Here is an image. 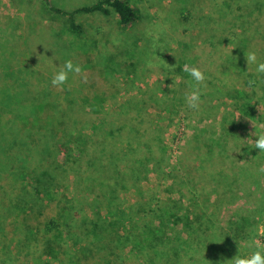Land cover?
<instances>
[{
	"label": "rangeland",
	"instance_id": "1",
	"mask_svg": "<svg viewBox=\"0 0 264 264\" xmlns=\"http://www.w3.org/2000/svg\"><path fill=\"white\" fill-rule=\"evenodd\" d=\"M96 1L0 0V159L7 162L10 153L22 150L12 147L13 133L18 128L39 118L42 123L47 121L46 113L36 114L43 100L76 99L82 106L83 103L96 105L101 100L102 107L109 110L106 111L118 108L119 112L117 116L113 112L104 116L78 109L70 121L71 126L76 134L80 131L89 144L86 150L80 149L82 153L77 151L79 156H72L79 157L77 165H73L72 159L64 160L60 156V139L65 141L66 137L62 138V134L55 131V137L46 148L52 152L51 157H31L29 167L23 168L26 175L18 181H15L20 168L18 162L10 166L11 180L5 172L0 174V201L14 210V214L11 209L4 212L0 219V264L46 261L44 256L39 261L42 248L32 241L34 238L29 240L19 232V228L25 231V226H32L35 231L42 229L59 210L54 201L44 209L42 216L22 213L26 195H29L26 190L33 191L31 172L42 168L39 165L55 169L59 186H63L60 192L73 198L76 209L84 210L86 225L99 243L89 244L87 250L81 248L78 259L64 260L65 264H232L234 256L248 257L253 251L264 249V232L257 229L258 225L264 226V153L253 149L256 131H264V96L252 103L258 109L255 118L232 110L230 102L223 99L218 101L222 110L208 113L206 99L202 97L198 108L186 104L187 120L184 122L179 121L177 114L164 111L165 105L171 103L183 106L187 102L186 95L193 91L191 78L182 77L180 73L175 75L176 66L185 60L192 61L191 65L204 72L205 79L197 89L202 94L217 90L219 76L228 84L237 83V78L233 79L234 69L222 73L224 69L218 67V53L223 56L224 51L228 56L232 49L219 41L223 33L216 32L224 19L217 24L211 20L210 16L216 19L218 16L214 3H207V0H131L140 10L139 19L131 28L122 29L114 16L79 13L77 23L83 27L79 34L70 29L67 16L51 9L72 11ZM188 9L192 10L191 15ZM198 31L200 38H197ZM212 34L214 37L208 38ZM68 59L79 64L82 71L70 72L64 87L51 85L50 79L58 70L57 66ZM242 59L235 53V64ZM245 68L250 72L255 71L256 66L253 68L246 62ZM241 80L240 86L245 84L247 77L241 76ZM257 91L264 95L263 90ZM125 104L128 108H123ZM145 105L148 106L145 112L152 114L155 126L169 130L170 123L175 122L166 137L175 171L160 182V170L151 163L148 179L141 184L146 189L151 188L155 195L135 197L133 193L121 192L124 214L119 216L118 227H111L113 219L97 209L101 202L86 194V182L78 174L83 172L80 174L83 178L97 175L92 164L97 156L108 164L109 156L105 159L103 154H98L106 146V130L112 127V122L124 117L134 119L139 107ZM228 112H232L236 121V129L229 138L231 155L238 156L239 161L235 158V162L224 166L202 165L207 169L201 168L195 160L199 154L191 141L199 129L210 127L211 123L220 127L218 118ZM99 119L105 121V129L96 131L93 124H98ZM67 138L71 139V135ZM182 157L186 159L184 164ZM182 174L185 179H180ZM170 214L179 219L169 218ZM152 227L158 228L161 236L157 242L161 252L158 250L157 254L149 246H134L136 239L143 237L142 231L153 230ZM132 229L129 240L122 237ZM112 233L116 234L112 236ZM106 243L110 247L102 248Z\"/></svg>",
	"mask_w": 264,
	"mask_h": 264
},
{
	"label": "trees",
	"instance_id": "2",
	"mask_svg": "<svg viewBox=\"0 0 264 264\" xmlns=\"http://www.w3.org/2000/svg\"><path fill=\"white\" fill-rule=\"evenodd\" d=\"M208 2L210 4L214 3L213 6H216L218 13L217 19L210 16L211 20H215L217 24L220 19H224L222 24H220L221 27L217 28L220 30L215 31L216 33H223L222 37L218 36L220 43L232 49L228 56L224 55L223 50V56L222 53H218L216 57L220 63L218 67L224 69L222 73H230L234 69L233 79L237 78L238 84L236 83L235 85L234 82L228 84L223 77L219 76L217 79L219 86L214 85L217 90L205 91L207 94L200 93V97L206 99V105L208 106L206 111L208 113L217 112L220 109L218 101L223 99L230 102L232 110H238L244 116L255 118L258 109L252 103L260 101L264 96L257 91H264V74H257L253 69L251 70L252 72H248L249 70L245 68V65L247 54L252 51L257 54V62L264 60V0H207ZM51 9L67 16L70 29L78 34L82 32L83 28L81 24L77 23L76 15L79 13H100L105 16H114L122 29L131 28L140 16L139 8L131 0H98L90 6L76 8L72 11L54 7ZM188 11L191 15L192 10L188 9ZM200 29L199 31L202 32ZM199 31L197 32V38L201 37ZM212 37H214V34L208 36L210 39ZM235 48L236 50L234 51ZM235 53L243 57L241 63H234ZM226 57L227 59H225ZM223 59L225 60L222 63ZM186 63L191 65L192 61L188 62V60H185L178 64L175 71L176 76L180 73L182 77L191 78L188 73L183 71V66ZM251 64L254 68L255 64ZM241 76L247 77L245 84L242 86H240L242 82ZM249 80L254 81V83L250 85ZM131 99L132 97H130ZM154 101L156 102V100ZM186 104L187 102L183 106H178L171 103V105H165L164 111L170 112L171 115L177 114L179 121L184 122L187 120L184 110L188 107ZM79 108H82L85 113L92 112L97 115L103 113L105 116V114L113 112L116 113V116L119 115L118 108H114L110 112H108V109L103 108L101 100L96 102V105L89 106L84 105V103L82 106L79 102H76V99L43 100L38 105L36 114L46 113L48 115L47 121L42 123V119L39 118L37 121L34 120V122H26L21 128L17 129L16 133H13L14 146L12 147L17 146L22 150L16 151L14 154L10 153L11 155L8 158L5 156L7 162L0 159V174L5 172L11 180L13 175L10 172V166L12 163L18 162L20 163V168L15 174V181H18L21 176L26 175L23 168L26 165L29 167L31 157L37 156L38 159L51 157L52 152H49V149L46 148H49L51 138L55 137V131L61 133L62 138L66 137L64 138L65 141L60 139L58 151L61 152V155H59L63 156L64 160L72 159L73 165H77L79 157L73 158L72 156H79L82 153L80 149L84 148L86 150V146L89 144V140L86 141V137H83L80 131L78 133L80 135L76 134L75 128L71 126L70 121L76 116ZM123 108H128V104H125ZM139 109L138 116L134 119L130 120L128 117H124L121 121L112 122V127L106 130V146H103V149H100L98 154H103L105 159L109 156L108 164L97 156V159L94 158L92 161V164L97 169V175H88L83 178L80 176V174L83 175V172L78 174L79 178L86 182V185H84L86 194L90 197L98 198L95 200L101 202V206L97 207V209L103 212L108 219H113L110 224L111 227H118L119 216L124 214V210L121 208V192L133 193L135 197L138 195L145 197L147 194L155 195L151 188L146 189L141 184L142 181L148 179L151 172V163L154 168L158 166L160 170L158 179L160 182L175 171V166L171 163L172 154L166 139V137H169L168 134L174 127L175 122L170 123L172 126L169 130L168 128L164 129L163 127L155 126L152 114L145 112L148 106L145 105L139 107ZM231 113H224L221 118H218L221 128L217 127L215 123H211L210 127L199 129L198 134L191 141L194 142L193 147L199 154L198 157H195V160L201 164V168L207 169L202 165L224 166L233 163V161L235 162V158L239 161L238 156H235V152V158L231 155L232 148H230L229 144V138L236 129V121ZM123 114L126 115L127 111ZM93 126L96 131L99 128L105 129V121L99 119V123L93 124ZM70 135L71 139L67 138ZM83 135L86 136V134ZM100 137L103 139L104 134L100 135ZM118 143L119 147L117 146ZM1 150L0 147V155ZM77 151H80V153ZM138 154L140 155L139 157ZM174 160L177 161L173 158ZM185 160L182 157L181 163L184 164ZM39 166L42 168L31 172V188L33 191L29 192L26 190L29 195H26L27 201L22 208V213L26 215L38 213L42 216L44 215V209L51 206L54 201L57 202L59 210L56 216L49 218L45 222L42 229L37 228L35 231L32 226H25V231L19 228V232H23L29 240L34 238L32 241H36L35 243L41 246L39 261L42 260V256L46 260L42 261L41 264H65L64 260L67 262V260L74 261L78 259V253L81 248L87 250L89 244L94 243L97 245L99 243L95 242V235L89 231L86 225L87 222L84 219L85 216H83L84 210L76 209L73 204V198H69V196L60 192V188L63 186H59V176L55 174V169L49 168L50 166H46V168L43 165ZM57 167L60 168L59 164ZM182 175L180 179H185L184 174ZM90 206L94 208L92 202ZM10 209L12 214H14L12 206L0 201V219L5 214L4 212L7 213ZM8 214L11 216L10 213ZM169 218L179 219L175 214H170ZM161 223H163V220H161ZM147 227L150 228L151 226ZM133 229L126 232L123 230L125 233L122 237L129 240ZM151 229L153 230L144 229L142 231L143 237H138L136 243L133 244L134 246L138 244L149 246L157 254L159 250L157 242L161 236L158 228L152 227ZM120 231L121 228L117 231L118 234ZM115 234L112 233V236ZM101 247L109 248L110 246L109 243H106ZM138 247L144 248L142 246ZM159 251L161 252V250Z\"/></svg>",
	"mask_w": 264,
	"mask_h": 264
},
{
	"label": "clouds",
	"instance_id": "3",
	"mask_svg": "<svg viewBox=\"0 0 264 264\" xmlns=\"http://www.w3.org/2000/svg\"><path fill=\"white\" fill-rule=\"evenodd\" d=\"M247 63H254L256 65L255 71L257 74H264V60L257 62V54L252 51L247 54ZM58 67V70L54 72L51 76V85L57 87H64L66 81L68 80V75L70 72L79 73L82 71L79 64H74L70 59L64 60L63 64ZM183 71L188 73L191 77L190 87L193 91L186 95V101L188 105L192 108H198V101L200 100V92L197 90L200 82L205 79V74L196 66L185 64L183 66ZM254 81L249 80V84H253ZM257 137L254 141L253 149H258L259 153H264V131L257 130L255 133ZM258 231L264 232V226H257ZM232 264H264V249H258L253 251L248 257L234 256L232 258Z\"/></svg>",
	"mask_w": 264,
	"mask_h": 264
}]
</instances>
